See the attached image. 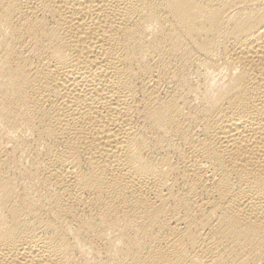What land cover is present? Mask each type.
<instances>
[{"label": "bare ground", "instance_id": "obj_1", "mask_svg": "<svg viewBox=\"0 0 264 264\" xmlns=\"http://www.w3.org/2000/svg\"><path fill=\"white\" fill-rule=\"evenodd\" d=\"M0 264H264V0H0Z\"/></svg>", "mask_w": 264, "mask_h": 264}]
</instances>
